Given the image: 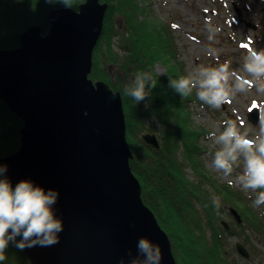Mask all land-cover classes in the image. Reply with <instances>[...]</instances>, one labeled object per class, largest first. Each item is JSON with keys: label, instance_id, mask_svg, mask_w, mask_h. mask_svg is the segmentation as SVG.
<instances>
[{"label": "water", "instance_id": "95a60500", "mask_svg": "<svg viewBox=\"0 0 264 264\" xmlns=\"http://www.w3.org/2000/svg\"><path fill=\"white\" fill-rule=\"evenodd\" d=\"M106 9L85 0L77 11L52 10L44 35L41 27H29L18 48L0 50V101L22 122L18 150L0 164L13 187L29 179L59 192L53 206L63 223L59 243L20 250L30 264H119L121 258L129 264L142 236L160 247V264H176L129 166L120 94L88 78ZM247 120L256 126L258 110ZM142 141L158 149L154 136ZM229 213L240 223L233 209ZM236 251L248 258L242 245Z\"/></svg>", "mask_w": 264, "mask_h": 264}, {"label": "trees", "instance_id": "16d2710c", "mask_svg": "<svg viewBox=\"0 0 264 264\" xmlns=\"http://www.w3.org/2000/svg\"><path fill=\"white\" fill-rule=\"evenodd\" d=\"M84 1L72 0L70 10L77 11ZM99 1L107 9L88 78L120 94L125 139L132 155L129 166L140 184L142 203L169 240L175 263L237 264L228 251V239H240L243 234L245 247L254 248L251 237H256L264 248V205L254 206L252 191L245 195L240 187L210 178L197 144L207 133L193 128L189 109L200 100L193 93L182 99L168 86L169 79L184 75L171 27L148 20L146 0ZM59 9L65 8L46 5L44 0H0V50L17 48L19 35L29 27L39 26L45 34L47 14ZM115 38L117 50L112 45ZM158 63L167 68L164 78L155 74L153 66ZM137 71H150L156 80L151 95L138 104L123 93ZM21 127L22 122L0 101V158L18 150ZM145 134L158 139L159 149L144 144L141 136ZM213 197L220 198L218 209L212 205ZM229 208L241 223L225 231L220 223L224 213L230 217L225 212ZM6 257L3 264H30L11 242Z\"/></svg>", "mask_w": 264, "mask_h": 264}, {"label": "clouds", "instance_id": "9594fccd", "mask_svg": "<svg viewBox=\"0 0 264 264\" xmlns=\"http://www.w3.org/2000/svg\"><path fill=\"white\" fill-rule=\"evenodd\" d=\"M44 3L65 9L72 7V0H44ZM242 71L246 75L241 78L227 62L215 67L200 65L187 75L169 79L168 86L182 99L195 90L198 100L220 109L236 92L249 91L250 85L264 94V49L248 50L243 57ZM155 87L156 80L150 71H137L124 85L123 93L138 104L149 97ZM213 129L207 136L216 148L212 154V167L228 177L242 161V172L230 183L255 193V207L264 205V112L259 117L258 131L251 137L232 119L213 124ZM6 172L7 166L0 164V264L7 258L10 242L21 251L35 246L51 247L59 243L58 234L63 231L62 219L56 216L53 208L59 192L51 188L45 190L29 179H22L13 187ZM212 205L218 209L220 198L213 197ZM136 248V257L128 251L132 257L129 264H160L162 253L158 245L142 236ZM119 264H125L123 258Z\"/></svg>", "mask_w": 264, "mask_h": 264}, {"label": "rangeland", "instance_id": "374dc122", "mask_svg": "<svg viewBox=\"0 0 264 264\" xmlns=\"http://www.w3.org/2000/svg\"><path fill=\"white\" fill-rule=\"evenodd\" d=\"M146 3V17L150 22L164 23L168 28L171 27L184 75L200 65L215 67L227 62L230 69L242 78L246 75L242 65L247 51L264 49V0H146ZM210 29H214V32H210ZM112 45L117 50L116 38ZM153 69L159 78L167 75L164 64H155ZM249 88L247 92H236L220 109L211 108L201 101H193L189 105L193 128H200L207 133L197 139L201 149L200 161L210 178L218 184L234 182L235 177L242 172L243 164L241 161L239 166L234 167L228 177L215 170L211 161L216 148L207 136L214 130L213 124L226 119L236 120L241 131H248L250 137L258 131L259 120L253 126L248 122L247 114L251 108L256 107L260 117L264 112V94L258 93L251 85ZM156 141L158 143L157 138ZM188 173L193 178L191 172ZM230 184L239 187L235 183ZM204 187L209 188V185ZM242 191L245 195L251 193V190ZM222 217L223 222L235 228L236 224L230 217L225 213ZM254 238L251 237V240L260 247H256L255 257L248 258H243L236 249L233 250L235 244L244 246L242 242L246 239L245 234L240 239H228V251L235 262L264 264V248Z\"/></svg>", "mask_w": 264, "mask_h": 264}, {"label": "flooded vegetation", "instance_id": "af4514ba", "mask_svg": "<svg viewBox=\"0 0 264 264\" xmlns=\"http://www.w3.org/2000/svg\"><path fill=\"white\" fill-rule=\"evenodd\" d=\"M259 244H260V241H259V239L258 238H254ZM252 241V240H251ZM253 242V241H252ZM253 244L255 245V243L253 242ZM256 246V245H255ZM257 248H259L260 246H256ZM256 247H254V248H252L251 246H247L245 249L247 250V252L248 251H250V250H253L254 252H255V250L257 249ZM249 253V252H248ZM256 255H255V253H254V257H255Z\"/></svg>", "mask_w": 264, "mask_h": 264}, {"label": "bare ground", "instance_id": "6f19581e", "mask_svg": "<svg viewBox=\"0 0 264 264\" xmlns=\"http://www.w3.org/2000/svg\"><path fill=\"white\" fill-rule=\"evenodd\" d=\"M20 146V145H19Z\"/></svg>", "mask_w": 264, "mask_h": 264}]
</instances>
